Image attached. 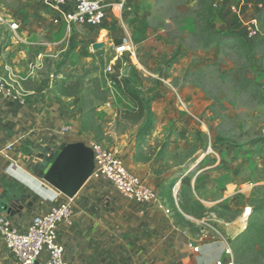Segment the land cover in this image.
I'll return each mask as SVG.
<instances>
[{"label":"rangeland","instance_id":"1","mask_svg":"<svg viewBox=\"0 0 264 264\" xmlns=\"http://www.w3.org/2000/svg\"><path fill=\"white\" fill-rule=\"evenodd\" d=\"M42 2L0 0L1 74L24 99L29 91L33 93L28 96L37 99L48 97L61 102L64 98L67 100L64 102L78 104L75 108H82L80 142L87 146L100 144L124 157L133 149L141 154L140 145L153 129L154 120L152 116L148 132H141L144 118L135 119L130 115L133 105L114 80L119 82L124 78L129 88L153 101L165 92L171 118L162 133L164 148L169 147L174 124L184 121L186 112L192 110L195 128L191 135L200 148L203 137L209 136L211 143L227 146L247 160L240 179L246 181L247 187L251 185L249 182L253 184L255 197L247 191L245 198L256 212L248 220L243 235L230 240V245L235 264H264V43L255 49V60L246 63L238 58L232 45L205 47L201 8L196 0H133L120 16L115 10H108L101 27H84L81 39L73 33L62 34L68 42H63L60 36V51L51 49L50 63L45 60L36 65V60H26L31 49L20 43L13 51L9 48L19 42L15 43V39L21 36L22 27L25 30L38 25L37 16L45 10ZM215 12L217 16L212 22L216 30H237L243 34L247 22L255 18L258 38L264 39V0H223ZM45 21L53 24L49 19ZM92 43L102 47L93 50ZM121 46L125 50L116 52ZM21 51L25 58L13 60ZM136 62L154 77L138 75L134 68ZM172 69L177 74L174 79L166 77L169 81L162 80L163 84L155 79ZM184 89H191V99ZM102 108L109 113L100 111ZM255 183L259 185L255 187ZM188 195L182 196L188 199L186 208L198 218L189 220L192 232L197 235L202 227L208 229L207 224L213 225L224 237L219 228L223 224L218 220L230 221L236 213L213 209L206 212ZM0 264H16L1 241Z\"/></svg>","mask_w":264,"mask_h":264},{"label":"crops","instance_id":"2","mask_svg":"<svg viewBox=\"0 0 264 264\" xmlns=\"http://www.w3.org/2000/svg\"><path fill=\"white\" fill-rule=\"evenodd\" d=\"M37 18L38 25L25 30L22 27L21 36L15 39V43L19 42L9 48L13 51L20 43L31 49L26 60H36V65L45 60L50 63L51 49L60 51V36L63 42H68L62 34L73 33L79 39L83 35L84 27L71 26L67 31L62 23L50 25L45 20L52 22L54 15L46 9ZM25 56L21 51L13 60ZM134 68L138 75L154 77L145 73L138 62ZM176 76L172 69L155 79L163 84L162 80ZM184 90L190 93L191 99V89ZM26 92L23 104L0 100V215L10 218L20 229L33 217L66 201L67 198L47 185L42 176L63 146L80 142L82 134V108H75L78 104L64 102L67 101L64 98L61 102L48 97L37 99L28 96L33 92ZM100 111L109 113L104 108ZM151 112L154 126L143 138L141 154L133 149L124 157L111 150L122 158L129 172L154 191L155 199L138 206L123 198L106 180L87 181L69 200L73 212L71 223L57 230V240L67 264H216L228 261L235 264L230 240L243 235L248 220L256 212L245 198L247 191L255 197L253 184L249 182L251 185L247 187L246 181L240 179L247 167L245 156L214 141L211 143L209 136L203 137L200 148L191 135L195 128L191 121L195 119L192 110L186 112L188 116L184 121L174 124L169 147L164 148L162 133L171 118L165 92L155 97ZM201 126L206 134L205 126L202 123ZM183 193L189 194L206 212L213 209L236 213L230 221L218 220L223 224L219 228L224 237L213 225L207 224L208 229L202 227L197 235L192 232L189 220L198 218L186 208L188 199L182 197ZM22 201L24 208L11 217L14 205L19 206ZM226 244L230 255L224 253ZM192 247H197L198 252H193ZM45 262L46 255L41 254L38 263Z\"/></svg>","mask_w":264,"mask_h":264},{"label":"built area","instance_id":"3","mask_svg":"<svg viewBox=\"0 0 264 264\" xmlns=\"http://www.w3.org/2000/svg\"><path fill=\"white\" fill-rule=\"evenodd\" d=\"M131 1L133 0H110L106 3V0H43L42 3L45 9L54 15L53 24L62 23L68 31L71 26L99 28L106 20L108 10H115L120 16ZM259 35L257 20H249L243 36L253 42ZM124 50L121 46L116 52ZM2 99L24 103L21 92L0 72V100ZM89 147L93 152L94 165L89 180L108 181L123 198L138 206L147 205L155 199L154 191L141 178L128 171L117 153L100 144L93 143ZM69 200L66 199L49 211L33 217L24 229L15 226L10 218L0 215V241L16 264H39L38 258L41 254L46 255L44 264H67L63 259V248L57 240V230L59 226L71 223L73 212ZM192 251L196 253L198 248L192 247ZM224 253H231L227 244Z\"/></svg>","mask_w":264,"mask_h":264},{"label":"trees","instance_id":"4","mask_svg":"<svg viewBox=\"0 0 264 264\" xmlns=\"http://www.w3.org/2000/svg\"><path fill=\"white\" fill-rule=\"evenodd\" d=\"M201 8L200 17L203 23L202 31L205 34V47L215 45L219 47L230 46L236 48L238 58H242L246 63H251L255 60L254 51L259 44L264 43L263 40H258L251 44L237 30L219 31L212 20L217 16L215 7H220L223 0H196ZM221 10L219 11V17ZM114 82L121 88L122 94L132 103L133 110L130 113L133 118H144V122L140 127L141 132H148L152 125V114L150 104L153 98L145 99L140 93L132 88H129L127 81L122 78L119 82Z\"/></svg>","mask_w":264,"mask_h":264},{"label":"water","instance_id":"5","mask_svg":"<svg viewBox=\"0 0 264 264\" xmlns=\"http://www.w3.org/2000/svg\"><path fill=\"white\" fill-rule=\"evenodd\" d=\"M102 47L94 44L93 50ZM93 152L83 142L69 143L63 146L50 166L45 170L42 180L67 199H72L89 180L93 171ZM24 202L14 205L11 217L24 208Z\"/></svg>","mask_w":264,"mask_h":264}]
</instances>
